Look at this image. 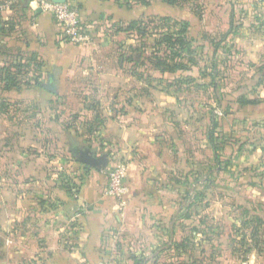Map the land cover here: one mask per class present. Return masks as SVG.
<instances>
[{"label":"rangeland","instance_id":"1","mask_svg":"<svg viewBox=\"0 0 264 264\" xmlns=\"http://www.w3.org/2000/svg\"><path fill=\"white\" fill-rule=\"evenodd\" d=\"M27 1L24 0L25 4ZM219 1L213 5L211 0L201 2V11L206 14L201 22V35L197 30L194 34L195 28L189 23L187 38L192 51H184V57L178 61L187 66L185 71L170 72L156 65L159 57L165 59L166 53L172 52L165 47L163 39L177 32L175 22L151 18L142 21L135 28L138 31L127 30L128 24H114L107 29L115 50L114 61H123L125 67L121 72L132 78L120 89L123 94L116 104L119 110L128 108L134 115L141 112L151 116L146 125L156 138L152 151L156 155L161 153L165 162L161 167L164 174L160 185L164 182L180 194L173 192V198L171 195L169 205L172 208L167 214L171 220L174 216L180 220L174 236L179 234L184 240L186 260L189 256H206L203 258L206 264H245L249 262L247 256H260L264 264V84L261 81L264 70L259 72L253 64L248 66L249 63L243 61L245 54L234 49L237 43L238 46L249 45L263 37L262 23L256 20L261 7L257 8L256 0L250 5L243 0L236 1L238 7L234 11L239 15L234 25L242 28L240 32L249 29L251 35L245 33L237 39L226 38L224 47L221 39L229 30L225 20L235 3L221 0L224 3L220 4ZM15 7L16 4L13 9ZM248 14L250 18H247ZM217 42L222 45L218 46ZM15 54L10 55L13 60L17 57L24 60L22 54ZM31 65L25 68V80L31 79L37 71ZM127 92L130 100L125 96ZM46 107H49L46 102L31 101L20 109L23 114L12 110L4 120L6 122L0 118V255L2 252L9 255L0 256V264H8L7 257L18 258V225L26 218L23 214L27 216V212L17 208L23 194L33 192L35 188L38 193L36 203L44 209L53 206V152L71 160L74 172L79 171L80 157L73 152L74 146L69 139L64 145L57 142L59 135L68 138L65 129L72 127L75 118L65 117L62 126H56L53 131V114L46 112ZM33 110H37L36 113ZM82 122L79 118L76 123ZM72 130L74 132V128ZM84 133L85 137L94 135L88 128ZM73 135L78 137L75 132ZM82 139L77 140L84 146L93 144L97 155L108 156L107 167L102 171L90 170V175H103V184L99 183L100 177L97 181L90 179L89 183L99 185L102 196L111 198L106 194L109 172L124 165L128 178V165L120 158L113 159L100 141L84 142ZM2 140H8L10 144L18 141L20 146L23 145L20 153L25 167H20L25 172L17 174L16 166L9 169L7 163H15L19 150H3ZM55 141L58 144L54 149ZM61 179L63 185L72 187L68 177ZM76 181L78 188L82 180ZM128 204L129 201L120 206L127 208ZM39 217L49 224L41 225L40 234L49 235L39 243V253L44 259L51 252L53 260V215ZM29 242L26 248L31 250L33 243ZM212 256H217L219 262Z\"/></svg>","mask_w":264,"mask_h":264},{"label":"crops","instance_id":"2","mask_svg":"<svg viewBox=\"0 0 264 264\" xmlns=\"http://www.w3.org/2000/svg\"><path fill=\"white\" fill-rule=\"evenodd\" d=\"M31 1L25 4L24 0H15V9L0 14V63H3L0 66L1 121L6 122L4 120L12 110L21 111L23 114L24 111L20 109L31 101L49 104L45 111L53 114V131L56 126H62L65 117H73L76 122L80 118L83 123H91L100 115L103 122L95 124L97 128L93 136L96 137L83 135L75 138L73 135L72 140L78 143L73 152L76 148H90L96 152L93 144L84 146L78 141L80 138H83L84 142H91L93 139L103 143L104 150L108 154L111 153L113 159L120 158L128 165L127 185L130 197L129 206L121 208L118 201L102 196L99 185L89 183L90 179L97 181L103 175H90L93 168L89 169L87 174L84 173L85 168L80 162L77 166L79 171L74 172V163L71 160L63 159V156L60 158V155L53 152V206L44 209L36 203L38 193L35 188L32 189L33 192L23 194L17 207L20 212H27V216L23 214L26 218L20 220L18 225V252L21 250L22 253L17 252L18 258L7 257V263L206 264L203 262L206 256H189L187 261L184 240L179 234L174 236L180 220L175 216L171 220L167 213L168 209L172 208L169 202L175 191L164 182L160 185L164 174L161 167L165 162L161 159V153L156 155L152 151L155 149L156 138L152 134L153 130L146 125L151 116L141 112L134 115L128 108L117 109L119 106L116 103L123 94L120 89L132 78L125 77L121 72L125 67L122 65L123 61H114L115 50L110 35L106 33L114 24L127 25L151 18H171L192 23L194 34L198 31L201 35V22L206 16L201 11L203 0H187L188 3L184 7L171 6L162 0H145L147 4L140 0H72L80 7L81 20L90 33V41L78 47L68 44L63 29L51 15L30 10ZM211 1L213 5L217 0ZM223 1L218 3L222 4ZM232 1L235 3L234 7H231L228 19L225 20L229 25L226 38L237 39L245 33L251 35L249 29L240 32L242 28L234 25L239 14L234 11L238 7L237 0ZM243 2L250 5L253 0ZM256 2L257 8L261 7L256 20L262 23L263 37L249 45L244 43L238 46L237 43L234 49L245 54L243 61L249 63L248 66L253 64L258 67L260 72L264 70V0ZM247 18H250L249 14ZM227 41H223L224 47ZM12 53H16L15 56L22 54L24 60L19 57L13 60V56L10 57ZM27 60L29 61L25 64ZM30 63L31 68L37 69L31 77L32 87L6 89V81L2 78L6 72L5 66L10 67L12 71L22 70L25 73V68ZM15 65L19 67H14ZM261 81L264 84V78ZM50 86H53L55 91L50 90ZM125 96L130 100V93L127 92ZM36 111L33 110L34 113ZM129 119L131 123H128ZM73 122L72 124L75 123ZM76 125L78 126L77 123ZM79 130L84 132L83 127ZM68 132L73 134L75 131L68 127L65 133L69 134ZM58 137L59 145H64L68 139L70 142L69 136L66 138L63 134ZM2 141L3 150H19L15 163H7L9 169L16 166L15 169L19 171L17 174L25 172L24 168L22 169L25 164L21 162L23 155L20 153V147L23 145L20 146L18 141L12 144L8 140ZM57 142L53 143L54 149ZM149 149L150 152H147ZM97 156L101 157L99 154ZM149 168L154 170L150 171ZM66 176L72 181V187L61 183V178L66 179ZM80 177H83L82 184L75 189L76 180L81 179ZM99 183L103 184L102 178ZM175 193L180 195L179 191ZM44 214L53 215V260L51 252L48 258L41 259L38 249L39 243L49 235L40 234L41 225H49L39 217ZM4 229H7L6 226ZM27 242L33 243L31 250L26 248ZM0 256L5 258L9 255L2 252ZM212 257L219 262L217 256ZM247 257L249 262L245 264L263 262L260 256Z\"/></svg>","mask_w":264,"mask_h":264},{"label":"built area","instance_id":"3","mask_svg":"<svg viewBox=\"0 0 264 264\" xmlns=\"http://www.w3.org/2000/svg\"><path fill=\"white\" fill-rule=\"evenodd\" d=\"M15 0H0V14L13 9ZM30 8L33 12H43L51 15L63 29L65 40L71 44L82 46L90 41V33L83 26L81 10L69 2L56 4L51 0H32ZM106 194L126 205L130 189L127 185V173L124 165L111 170L108 176Z\"/></svg>","mask_w":264,"mask_h":264},{"label":"trees","instance_id":"4","mask_svg":"<svg viewBox=\"0 0 264 264\" xmlns=\"http://www.w3.org/2000/svg\"><path fill=\"white\" fill-rule=\"evenodd\" d=\"M140 1L143 4H147L145 0H140ZM162 1L168 5L177 6V7H184L188 3L187 0H162ZM68 2L76 5L80 9V7L77 4L73 3L72 0H69ZM159 20H165L166 22H168V21L175 22L174 24L178 30L173 35L168 34V35L164 36L163 43H165V47L167 46L168 49L170 48L172 52H169L168 55L166 53L165 59L162 57L158 58L159 61L156 63L157 68L165 67L170 72H176L179 70H183V71L187 70L188 69L187 66H185L182 63H178V61L184 57L182 55V53L184 51L185 52H188V51L191 52L192 51V48H190V41L187 38L190 24L186 21H177V20H174L171 18H161ZM142 21H144V20H139V21H134V22L129 23L128 24L129 28H127V30L138 31L135 28L138 25H141L143 23ZM83 26H85V25H83ZM226 37H227V34L222 40L224 41L226 39ZM217 43H218V46L221 45L220 44L221 42H217ZM170 62H171V64H170ZM190 63H192V62H190ZM14 67L18 68L19 66L15 65ZM25 72H26V70H25ZM24 74L25 73H23L22 70L12 71V69L10 67L7 68L6 72L3 73V75H2V78H4V80L6 81V86H5L6 89L11 90V89H22V87H27V88L32 87L31 79L25 80V77L23 76ZM251 104H252V102H251ZM93 107H94V105H93ZM76 121L77 120H75L74 122L76 123ZM101 122H103L101 116L97 115L91 123H83L82 122V124H80L78 126L74 123L72 125V128L74 127V131H75V134L77 136L85 135V133L83 131H82L83 132V134H82L81 130H79V129H82V127L84 129H87V128L90 129V133L94 134V131L97 128L95 126V124H100ZM68 133H69V138H70V142L72 143V145L74 147H78V143L76 141L72 140L73 134L71 132H68ZM83 166L85 168L84 173L89 171V169H92L89 166H85V165H83ZM82 178H81V180H82ZM75 188H77V187H75Z\"/></svg>","mask_w":264,"mask_h":264},{"label":"water","instance_id":"5","mask_svg":"<svg viewBox=\"0 0 264 264\" xmlns=\"http://www.w3.org/2000/svg\"><path fill=\"white\" fill-rule=\"evenodd\" d=\"M51 1L56 4H65L69 0H51ZM52 87L53 86H50V90L53 89V91H55L54 88ZM74 152L75 154L79 155L80 157L79 162L85 166H89L98 171H102L103 168L107 167L108 164L107 157L106 156L98 157L96 152H94L90 148H84V149L76 148Z\"/></svg>","mask_w":264,"mask_h":264}]
</instances>
